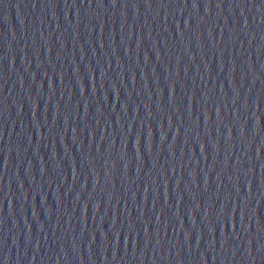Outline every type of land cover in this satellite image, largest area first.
<instances>
[{
  "label": "water",
  "instance_id": "95a60500",
  "mask_svg": "<svg viewBox=\"0 0 264 264\" xmlns=\"http://www.w3.org/2000/svg\"><path fill=\"white\" fill-rule=\"evenodd\" d=\"M0 264H264V0H0Z\"/></svg>",
  "mask_w": 264,
  "mask_h": 264
}]
</instances>
